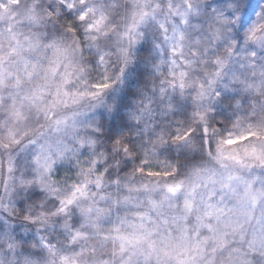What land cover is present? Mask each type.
<instances>
[{"label":"snow or ice","instance_id":"obj_1","mask_svg":"<svg viewBox=\"0 0 264 264\" xmlns=\"http://www.w3.org/2000/svg\"><path fill=\"white\" fill-rule=\"evenodd\" d=\"M251 7L0 0V264H264V2ZM149 38L166 79L127 121L67 143L66 110L99 100L112 57ZM186 154L203 158L181 175ZM58 163L78 171L59 180Z\"/></svg>","mask_w":264,"mask_h":264},{"label":"clouds","instance_id":"obj_2","mask_svg":"<svg viewBox=\"0 0 264 264\" xmlns=\"http://www.w3.org/2000/svg\"><path fill=\"white\" fill-rule=\"evenodd\" d=\"M121 2L128 4L131 0H121ZM86 58L88 57L86 56ZM154 64H159V58L152 53L150 38L133 43L129 47V62L127 64H124L116 56H113L107 70V75L112 77L110 81L111 86L98 94L101 98L99 100L85 98L80 103L72 105L66 110L67 112H75L78 114V123L75 133L66 135L64 137L65 141L75 148L78 147L76 141L73 139L75 135H88L97 130L100 125H103L105 129H111L112 125L118 122L117 118L120 116H123L127 121L129 113L135 110L142 102V94L151 92L154 86L158 87L166 79V72L163 68L160 73H156L153 69ZM89 68L91 69L92 65H89ZM99 72H103V69H100ZM99 72L93 70L92 78H98ZM108 105L112 107L111 112L106 108ZM93 119L95 120V124L90 122ZM217 119L220 120L221 118L218 117ZM128 122L131 123V121ZM47 131L48 129H45V132ZM32 147L34 146L30 145L28 151ZM202 158L200 154L180 156L176 163L181 175L187 171L188 166ZM81 159H83V156ZM77 171L78 169L70 163H58L54 176L59 180H63L66 174L75 175ZM112 214L113 216L117 214L125 215L126 212L125 210H121L117 213L113 209ZM105 226H107V222H105ZM19 235L25 241H30L32 233L25 232L21 228ZM57 239L63 240L59 236ZM18 251H21L23 254L22 249H18ZM4 255L5 250L0 248V257H4Z\"/></svg>","mask_w":264,"mask_h":264},{"label":"rangeland","instance_id":"obj_3","mask_svg":"<svg viewBox=\"0 0 264 264\" xmlns=\"http://www.w3.org/2000/svg\"><path fill=\"white\" fill-rule=\"evenodd\" d=\"M261 2H264V0H252V7L249 9L248 17H251L254 15V12L258 10L259 4ZM248 17H246V19Z\"/></svg>","mask_w":264,"mask_h":264}]
</instances>
